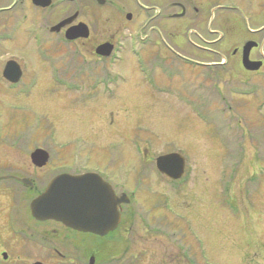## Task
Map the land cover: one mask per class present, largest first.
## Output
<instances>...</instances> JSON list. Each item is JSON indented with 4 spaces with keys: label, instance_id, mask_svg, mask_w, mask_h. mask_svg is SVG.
<instances>
[{
    "label": "rangeland",
    "instance_id": "rangeland-1",
    "mask_svg": "<svg viewBox=\"0 0 264 264\" xmlns=\"http://www.w3.org/2000/svg\"><path fill=\"white\" fill-rule=\"evenodd\" d=\"M190 1L189 4L185 2L188 8L185 18L169 21L168 29H165L167 25L163 27L165 34L162 38L168 50L150 42L143 53L147 60L151 61L156 54L155 58L167 64L164 79L158 76V83L164 90L147 87L144 74L148 71L143 69V74L139 73L137 67L142 59L139 50L143 47L137 42V30L140 28L143 36L151 27L163 26L159 20L148 22L141 14L140 19L135 17L131 23L122 21L135 29V38L120 47L119 56L123 58L109 59L104 66L100 65L102 69L90 66L94 77L104 74L105 81L110 80L99 85L96 82L100 81L94 79V82L92 76L84 79V95H99L100 99L86 102L84 107L79 104L75 98L83 95V84L73 77L75 79L69 81L68 90L64 85H57L56 93L52 94L68 95L70 106L69 103L61 105L58 100L57 107L50 109L52 114L46 115V119H52L53 115L72 118V121H52L62 137L84 136V140L93 141L91 134L98 133L95 142L86 143L87 151L73 149L74 160L80 159L73 166L75 170H82L81 156L89 152L95 154L91 158L92 164H101L109 171L112 168L108 165L111 155L113 167L123 163L117 171L118 183L121 191L129 193L138 179L137 174L148 168V181L143 187L148 184L153 192L146 196L142 194L138 201L141 204L139 213L142 215L143 211L152 210L153 226L163 225L168 232L180 230L176 233V240L189 251L184 258L170 260L176 258L177 246L156 237L160 232L145 231L136 221L132 233L126 238L132 244H125L126 249L129 248L126 254L134 256L133 261L138 264H264V81L245 76L242 65H233V69L208 68L189 66L182 61H219L214 53L206 51L214 47L217 53L220 52L219 43H204L219 37L207 33L208 17L199 24L204 31H199L194 22L188 23V17H193L191 8L196 7L195 0ZM224 1L217 5L224 6ZM131 7L138 9L135 1H131ZM240 9L250 13L248 5H241ZM97 12L101 11L97 8ZM97 12L89 8L84 15V21L96 32L107 28V23L101 19H108L105 11V17L96 14L99 18L96 19L94 13ZM63 17L57 15L58 20ZM214 18L212 30L218 20L216 14ZM190 29L198 33H191L188 37ZM219 32L226 35L223 30ZM176 66L181 73H175ZM88 70L90 68H84V77H87ZM116 75L118 78L113 79ZM3 86L0 85V91L5 93ZM43 91L40 85L33 95H43ZM3 95L13 94L6 92ZM34 107L40 108L38 105ZM109 143H115L111 152ZM3 150L0 148V173L10 169L17 171L20 167L31 172L27 169L29 162L20 166L14 156ZM170 153H177L184 159L190 176L187 182L182 179L180 184L168 181L165 189L167 180L155 169V160ZM134 169L135 174L131 172ZM126 177L131 186L126 184ZM163 194H167L170 200L169 213L164 211L160 202ZM10 199L8 205L12 204ZM155 205L158 210L153 209ZM177 214L183 215L185 223L175 218ZM12 238L9 239V249L15 252L14 247L18 244ZM34 251L37 254L38 249ZM119 264L125 262L119 261Z\"/></svg>",
    "mask_w": 264,
    "mask_h": 264
},
{
    "label": "flooded vegetation",
    "instance_id": "flooded-vegetation-1",
    "mask_svg": "<svg viewBox=\"0 0 264 264\" xmlns=\"http://www.w3.org/2000/svg\"><path fill=\"white\" fill-rule=\"evenodd\" d=\"M131 1L137 3V10L131 7ZM221 1L195 0L196 7L191 8L193 17H188V23L192 21L194 26L199 27V24L208 17L207 33L219 35L218 38L204 43L220 44L218 53L214 47L212 50H206L207 53H214L217 57L210 56L218 58L219 61H216L217 59L209 62L196 61V65L232 69L233 65L241 66L242 52L246 51L247 45V60L252 63V66L258 68L256 71H246L242 68V73L264 81V0H225L224 6L217 5ZM185 2L191 3L190 0L181 2L175 0H0V85L3 84L4 90L13 94L3 95L6 92L0 91V148H4L5 153L14 156L20 166L29 162L30 166L27 169L31 170L27 172L28 170L25 171L20 167L17 171L10 169L0 173V264H109L113 262L119 264V261H124L125 264H138L132 260L134 256L126 254L129 248L125 247V244H132V241L126 238L132 233V227L136 221L140 222L145 231L160 232L156 237H161L171 245L177 246V256L170 260L186 256L183 252L185 246L179 245L176 240V233L180 230L168 232L169 230L163 225L153 226L152 210H145L142 215L139 213L141 204L138 201L142 194L153 192L150 185L146 184L143 187V183L148 181V168L137 174L138 179L134 181V187L129 193L121 191L118 183L120 178L117 171L123 163H117L116 167H113L111 155H109L108 165L112 168L109 171L101 164H92L91 158L95 154L91 155L89 152L81 156L82 170H75L73 166L77 164V160L80 162V159H73V149L81 148L83 152L87 151L86 143L91 140H84V136H77L74 139L62 137L53 127L52 121H72L71 117L65 115L58 118L53 115L52 119H46V115L52 114L49 112L50 109L57 107L58 100L59 104L68 105L71 100L67 97L68 95L52 94L56 93L57 85L59 87L64 85L63 87L68 90V83L72 79L77 78L76 80L82 81L83 95L75 99L83 107L86 102L100 99L99 95L96 97L84 95V79L92 76L93 81L94 79L104 81V74L94 77L91 67L102 69L100 65L104 66L105 62L113 57H101L96 53V49L107 44L113 47V56H119L122 43L124 46L135 38V29L129 25L126 26L122 21L131 23L135 17L140 19L141 14L147 18L148 22L159 20L163 23L162 27H151L143 36L140 28L137 30L139 36L137 42L141 47L143 46L139 50L142 53V59L137 65L140 69L139 73H142L143 69L148 71L146 75L144 74V83L147 87L153 86L157 90L162 88L163 86L158 83V76L164 79L165 62L155 58L156 54L151 61L147 60L143 53L150 42L166 48L162 38L165 34L163 27L169 21L186 17L188 8ZM95 5L101 11L100 13L97 12ZM211 5L215 6L210 7ZM241 5L245 7L248 5L250 13L246 14L242 11ZM89 8L97 12L94 13L96 19H99L96 14H99L101 18L106 15L104 11L107 13L108 19H101L107 23V28H100L97 32L90 28V25L84 21V15L88 13ZM215 14L218 20L214 23L212 30ZM57 15H64V17L58 20ZM194 18L198 21L196 22ZM64 21L69 22L59 27ZM143 26L145 27L146 23ZM166 28L168 29V25L165 26ZM198 30L204 31L202 25ZM222 30L226 32L225 36L219 32ZM188 32V37H191V33H198L192 29ZM149 36H151L150 39ZM120 58L123 57L119 56ZM85 67L90 68L87 71V77H84ZM4 71H7L8 78H4ZM42 78L43 82L40 83ZM44 81L49 82L50 85ZM40 85L44 90L41 92L43 95H33L34 90ZM34 105L40 108L37 109ZM82 124H84V117ZM11 133L14 134L11 135ZM91 136L93 138L91 142H95L99 137L98 133ZM89 144L92 146L91 143ZM109 145L108 150H114L115 143H109ZM35 150H43L47 153V160L41 168L30 162L31 154ZM187 170L186 167L179 181L174 182L165 178L167 180L165 189L168 188V181L170 184H180L182 179L187 182L190 176ZM131 172L135 174L136 170ZM66 175L92 176L93 185L102 181L103 185L106 183L110 187L114 197L121 201L116 207L118 223L112 232L105 236H96L66 227L53 220L40 221L31 217L30 202L40 196L52 180ZM23 179L29 180V187L24 186ZM130 179L133 182V178L130 177ZM130 179L126 177V184L131 186ZM155 180L157 182V179ZM9 198L12 201L11 205H8ZM160 200L164 211L169 213L168 195L163 194ZM153 209L158 210L157 205ZM175 218L185 223L183 215L177 214ZM10 238L18 244L14 247L15 252H10ZM26 248H28L27 251ZM36 248L37 254L34 251ZM168 256H170L169 252Z\"/></svg>",
    "mask_w": 264,
    "mask_h": 264
},
{
    "label": "water",
    "instance_id": "water-1",
    "mask_svg": "<svg viewBox=\"0 0 264 264\" xmlns=\"http://www.w3.org/2000/svg\"><path fill=\"white\" fill-rule=\"evenodd\" d=\"M68 22H62L59 27ZM111 50L112 47L106 44L98 47L96 53L107 57ZM247 51L246 45L242 58L244 68L257 70L258 67L248 62ZM3 76L8 78L7 71H4ZM44 155V152L36 151L32 155V162L42 166L41 157ZM156 167L168 178L178 180L184 172V159L176 153L167 154L156 159ZM92 181V176L57 177L48 184L43 194L31 201L32 216L40 221L53 220L66 227L100 236L112 232L119 219L116 207L121 201L102 181L96 185ZM23 182L25 184L26 181Z\"/></svg>",
    "mask_w": 264,
    "mask_h": 264
},
{
    "label": "bare ground",
    "instance_id": "bare-ground-1",
    "mask_svg": "<svg viewBox=\"0 0 264 264\" xmlns=\"http://www.w3.org/2000/svg\"><path fill=\"white\" fill-rule=\"evenodd\" d=\"M32 91H33V90H32ZM23 181H26L25 184H24ZM22 182H23L24 186H28V187L30 186V182H29L28 179H23ZM42 194H43V193H42ZM36 198H37V197H36ZM30 203H31V202H30ZM29 209H30V205H29ZM30 215H31V217H32L33 219L37 220L36 218H34V217L32 216L31 212H30Z\"/></svg>",
    "mask_w": 264,
    "mask_h": 264
}]
</instances>
